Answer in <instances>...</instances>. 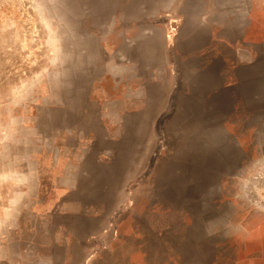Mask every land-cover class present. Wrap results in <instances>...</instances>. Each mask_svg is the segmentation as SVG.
I'll return each instance as SVG.
<instances>
[{
    "label": "rangeland",
    "instance_id": "374dc122",
    "mask_svg": "<svg viewBox=\"0 0 264 264\" xmlns=\"http://www.w3.org/2000/svg\"><path fill=\"white\" fill-rule=\"evenodd\" d=\"M200 3L0 0V264H264V0Z\"/></svg>",
    "mask_w": 264,
    "mask_h": 264
},
{
    "label": "crops",
    "instance_id": "0c3cea01",
    "mask_svg": "<svg viewBox=\"0 0 264 264\" xmlns=\"http://www.w3.org/2000/svg\"><path fill=\"white\" fill-rule=\"evenodd\" d=\"M223 1H225L223 2V5L219 6L217 4L219 3V0H204V3H200L201 5H197L198 12L190 17V19H192L195 16V19L193 20H189L188 13H186V20H184L181 29L179 30L178 39L176 42V51L180 54L181 58H184V56L186 55L183 52V48L189 46V44L191 43H194V41L196 40L198 42H202V46H198L197 48L198 54H200L202 51L207 52L213 49L212 46L215 45L216 41L214 40V34L217 35V39H221L223 38V36H226L228 38L227 42L230 43V47L220 44L221 46L218 48V50L221 51L222 54L225 49L228 50L231 49V47L236 48V45L243 44L244 40L241 35L245 37L247 34L246 28L248 26V3H244V5L238 6V1L241 0ZM222 56L223 55H220V57ZM236 56L237 54H234V72L230 74H234V76L236 77H238L239 75L240 80V76L248 72V63H244L242 61L239 62ZM243 59H245V56ZM209 66L210 65L208 64L207 68ZM218 77H220L219 74ZM208 93L206 95V98H209L211 96ZM189 95L191 96L193 95V93L190 92ZM172 100L173 102L176 101L174 98H172ZM172 100H170V104L172 103ZM170 104L168 106V109L170 107ZM207 104V107H213V104ZM176 105L179 107L178 102L176 103ZM200 105L201 104L198 103V106ZM212 110L213 109H211V111ZM204 118L206 117H203V119Z\"/></svg>",
    "mask_w": 264,
    "mask_h": 264
}]
</instances>
